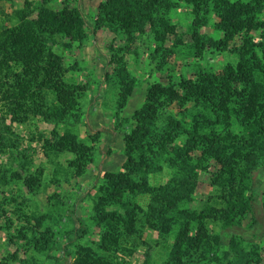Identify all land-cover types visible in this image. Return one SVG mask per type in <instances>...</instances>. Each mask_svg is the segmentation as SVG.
Segmentation results:
<instances>
[{
  "label": "trees",
  "instance_id": "trees-1",
  "mask_svg": "<svg viewBox=\"0 0 264 264\" xmlns=\"http://www.w3.org/2000/svg\"><path fill=\"white\" fill-rule=\"evenodd\" d=\"M49 1L25 0L16 12V23L0 26V103L5 114H11L18 123L29 113L40 115L47 122H62L67 116H76L80 99L88 90V84L76 83L67 76L59 55L52 50L57 36L67 38L68 46L82 45L89 30L86 20L77 5L54 10ZM188 2L192 3L195 15L188 43L193 57L199 58L213 46L232 52L236 61L218 72L200 70L195 77L180 76L175 81L169 77L166 84H150L143 106L131 118L130 132L123 136L124 171L103 173L94 205L100 220L107 216L121 225V232L104 234L110 249L113 244L120 245L121 237L131 235L133 226L140 221L131 218L136 214L129 211L127 197L145 192L150 201L145 210L139 208L145 224L166 232L172 219L179 222L166 264L194 261V251L219 244L220 234L213 233L215 228L231 229L253 211V173L264 156V0ZM172 6V0H103L93 22L97 28L106 26L122 31L128 38L143 32L148 24L156 42L162 43L169 34L178 40L175 25L169 24L166 17ZM209 12L216 18L214 29L220 33L217 39L200 30ZM255 31L261 33L263 41L252 40L251 33ZM237 35L242 36L241 43L232 47ZM119 77L121 109L131 95L133 78L127 73H120ZM172 103L180 107L178 114L168 113ZM234 121L240 126L237 130L232 129ZM10 133V126L1 117L0 152L8 147ZM56 137L52 143L46 141L47 149L56 154L72 153L71 166L82 167L90 160V147L79 142L69 130L57 133ZM158 157L179 173L165 185L151 187L145 175L161 167ZM205 164L207 169L214 166L211 192L201 210L184 207L195 193L196 170L205 168ZM33 175L25 182L28 188L39 186L40 178ZM106 207L112 208V212L106 211ZM117 207L125 211L119 213ZM252 224L256 226L257 221ZM48 243L53 241L41 237L33 246L45 247ZM215 252L216 249L209 250V256L213 257ZM69 264L117 261L96 256L90 248L82 247Z\"/></svg>",
  "mask_w": 264,
  "mask_h": 264
},
{
  "label": "rangeland",
  "instance_id": "rangeland-1",
  "mask_svg": "<svg viewBox=\"0 0 264 264\" xmlns=\"http://www.w3.org/2000/svg\"><path fill=\"white\" fill-rule=\"evenodd\" d=\"M24 1L0 0V26L16 23V12ZM101 1L48 2L54 10L64 5H77L89 27L82 45L72 43L68 46L67 38L57 36L52 46L67 69V76L76 83L88 84L76 116H67L62 122H47L40 115L29 113L18 123L12 120L11 114H5L0 103V118L12 132L8 136V147L0 152V264H69L82 247L90 248L96 256L116 260L117 264L167 263L179 222L172 219L166 232L145 224L139 208L145 210L150 197L142 191L127 197L129 211L136 214L131 218L134 221L140 218L133 226L134 232L125 239L121 237L119 246L113 244L107 249L109 245L103 239L104 234L114 230L121 232V225L107 216V220H100L101 216L96 213L94 205L103 173L124 171L123 136L130 132L131 118L143 106L150 84H166L169 77L174 81L180 76L195 77L200 70L218 72L226 64L234 63L236 56L211 46L199 58L193 57L188 43L189 27L195 15L188 0H172L173 6L166 17L169 24L175 25L178 40L174 34H169L162 43L156 42L148 24L143 32H135L129 38L122 31L95 27L93 21ZM205 18L207 21L200 28L201 32L219 38L220 33L214 29L215 15L209 12ZM241 37L235 36L232 47L241 43ZM251 38L263 41L258 31L252 32ZM120 73L133 78L131 95L121 109L118 102ZM179 109L172 103L167 111L178 114ZM239 128L234 121L232 129ZM63 130H69L79 142L90 147V160L82 164L84 166H71L72 153L56 154L47 149L46 141L54 142L56 134ZM158 160L161 167L145 175L151 187L163 186L179 173L164 158L158 157ZM213 169L214 166L207 169L206 165L196 170L195 193L184 207L201 210L212 189ZM30 175L40 178L37 188L26 186ZM253 182V211L231 229L215 228L213 233L220 234L219 244L212 243L206 250L194 251V261L187 264H264V156L253 173ZM106 209L112 212V208ZM116 209L119 213L125 211L121 207ZM254 220L256 226L252 224ZM41 237H49L53 243L34 248V241ZM212 249H216L213 257L208 253Z\"/></svg>",
  "mask_w": 264,
  "mask_h": 264
}]
</instances>
